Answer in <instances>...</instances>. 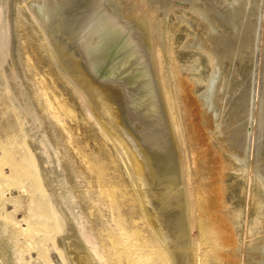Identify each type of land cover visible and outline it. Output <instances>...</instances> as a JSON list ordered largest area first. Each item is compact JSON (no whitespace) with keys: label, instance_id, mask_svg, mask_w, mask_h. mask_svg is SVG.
<instances>
[{"label":"rangeland","instance_id":"1","mask_svg":"<svg viewBox=\"0 0 264 264\" xmlns=\"http://www.w3.org/2000/svg\"><path fill=\"white\" fill-rule=\"evenodd\" d=\"M66 1L57 3L50 17L51 25L59 29L51 26L47 33L33 22L27 0L7 3L15 45L5 67L7 83L0 76V264H79L73 250L77 232L70 217L80 214L90 225L106 263L174 264L151 229L120 155L100 130L83 95L60 70L59 63H66L67 55L54 48L50 39L49 33L53 38L59 34L68 39V47L71 41L69 49L77 53L80 37L104 6L125 16L139 8L140 12L148 10L163 28L161 74L185 148L194 210L192 234L201 253L198 264H261L251 257L250 249L264 239V0H260L254 74L248 80L253 117L244 161L226 143L234 124L214 135L212 113L203 108L200 96L218 60L204 46L205 40L204 47L192 43L200 26L189 1L169 0L167 10L156 0H114L115 6H100L99 0ZM212 1L220 7L235 2ZM24 101L34 109L37 120L22 107ZM134 127L139 135L144 131L141 125ZM44 135L57 147V157L43 143ZM63 177L66 183H61ZM176 193L171 192L168 206L162 203L149 213L160 217L180 210ZM71 200L77 203L75 208ZM63 204L71 208L64 211L66 215ZM167 245L176 254L188 249L176 242Z\"/></svg>","mask_w":264,"mask_h":264},{"label":"bare ground","instance_id":"2","mask_svg":"<svg viewBox=\"0 0 264 264\" xmlns=\"http://www.w3.org/2000/svg\"><path fill=\"white\" fill-rule=\"evenodd\" d=\"M64 1L67 2L27 0L33 22L46 33L50 31L51 26L52 30H58V26L54 28V23L51 25L50 17L54 9H57L55 5ZM156 1L159 2L161 9L167 10L171 5L169 0ZM187 1L191 3V11L200 26V33L198 37L192 39V43L202 46L205 40L204 46H209V50L212 49L214 52L213 58L218 60V63H212L215 67L209 75V80L206 79L209 81L207 89L200 94L201 96L199 95L204 101L203 108L208 114L212 113L210 117L214 135H220L225 125L227 127L234 124L226 143L237 149L239 158L244 161L249 149L248 125L253 117V101L249 93L251 82L248 83V80L252 79L254 74L253 61L260 39L258 27L261 21V1L234 0L235 2H228L230 5L225 4L224 9V6H217L212 0ZM8 2L9 0H0V76L4 77L5 82L7 81L5 67L11 60L10 55L14 49ZM115 3L114 0H99L100 6L105 4L115 6ZM139 9L125 16L116 9L105 6L100 8L80 37L77 53L70 51L71 41L68 47V39L59 34L57 38H53L51 33L49 34L52 38L49 37L53 39L54 48L67 55L66 63L64 60L63 63H59L60 70L70 85L83 95L87 108L100 122V130L105 133V137L111 141L115 151L120 155V162L125 167L132 186L140 195L143 208L149 216L151 229L167 248L164 250L168 252V257L174 264L177 262L198 264L201 261H199L201 253H198L200 245L192 234L194 210L190 204L191 196L188 191L185 148L181 129L161 74L160 50L164 45L165 35L160 22L155 23L146 8L144 9L146 11L142 12ZM11 16L12 14L10 18ZM196 75L200 77V72ZM22 107L28 111L27 114L30 113L29 115L37 120L34 109L27 102ZM136 124L141 125L144 130L141 135L134 127ZM47 137L43 136V143L49 148L50 154L57 157V154L55 155L57 147L54 148ZM62 179L61 183H66L64 182L66 179L64 177ZM173 190L177 191L174 200L179 204L180 210L168 211L160 217L152 216L149 211L156 210L162 203L166 206L170 204L172 200L169 196ZM71 194L69 191V198L65 194L69 200L73 197ZM63 205L64 212L75 208L77 203H70V209L65 206L66 204ZM84 217L81 214L70 217L72 218L70 220H73L70 222L75 223L71 226L77 232L74 236L76 240L73 239L75 242L79 241L73 246L74 249L72 248L76 252V258L78 257L77 261L79 264H108L105 262L107 258L104 261L102 254L97 251L98 242L95 241L96 237L94 238L93 231ZM261 241L254 245L250 252L251 257L264 264V239ZM169 242H176L180 247L186 245L188 249L176 254L168 247Z\"/></svg>","mask_w":264,"mask_h":264},{"label":"water","instance_id":"3","mask_svg":"<svg viewBox=\"0 0 264 264\" xmlns=\"http://www.w3.org/2000/svg\"><path fill=\"white\" fill-rule=\"evenodd\" d=\"M211 87V86H210Z\"/></svg>","mask_w":264,"mask_h":264}]
</instances>
